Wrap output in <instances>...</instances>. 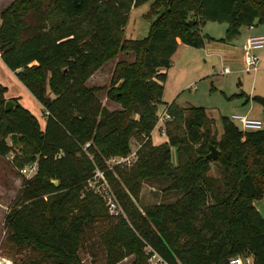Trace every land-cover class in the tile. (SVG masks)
<instances>
[{"label": "trees", "instance_id": "1", "mask_svg": "<svg viewBox=\"0 0 264 264\" xmlns=\"http://www.w3.org/2000/svg\"><path fill=\"white\" fill-rule=\"evenodd\" d=\"M148 1L144 15L154 17L147 35L125 37L132 7ZM0 18L1 57L47 116L42 127L18 98L6 110L8 87L0 82V157L13 153L20 167L39 165L6 215L12 248L52 264H84L83 239L97 225L107 264L129 256L131 264H149L152 251L165 264H229L237 255L264 264V217L253 204L264 198V126L243 131L221 116L218 136L204 107L171 101L166 111L183 130L167 128L159 144L151 139L178 44L198 48L212 40L201 32L206 20L226 22L220 41L231 42L242 27L264 24V0H14ZM123 52L134 57L117 61L109 87L88 85ZM104 90L119 109L102 103ZM246 96L261 105L264 120V95ZM13 133L20 148L7 141ZM132 139L139 143L134 158L110 168L108 160L132 152ZM211 145L215 159L206 158ZM97 167L124 215L110 214L88 187ZM161 179L179 197L140 209L142 183Z\"/></svg>", "mask_w": 264, "mask_h": 264}, {"label": "rangeland", "instance_id": "2", "mask_svg": "<svg viewBox=\"0 0 264 264\" xmlns=\"http://www.w3.org/2000/svg\"><path fill=\"white\" fill-rule=\"evenodd\" d=\"M14 0H0V14ZM149 3L145 2L136 7H132L130 11V19L125 25V37L141 38L147 35L150 22L148 19L153 18L144 15L149 10ZM1 22V18H0ZM257 21L254 23L256 24ZM227 27L226 22H216L206 20L201 25L202 34L213 37L212 45L215 53L210 51L208 55L207 49L189 48L190 52L180 49V53L173 57L171 65L167 70L166 80L164 82V90L161 97V103L158 105V121L153 132V144H159L167 140L166 129L174 128L178 132L183 130L180 120H161L159 117L164 116L166 106L171 101H175L181 107L202 106L206 109L207 115L216 124L219 133L221 132V116H231L232 114H245L246 110L251 107L250 116L263 119V110L260 104L256 102H246V95L259 94L264 95V48L256 50L260 58V69L257 73H247L244 71L242 53L240 44L242 39L234 42V45L227 47L220 39L224 37ZM254 35H264V24L258 23ZM213 49V48H211ZM218 51V52H216ZM133 53H120L105 63L100 71L92 78L89 83L98 86H110L111 76L116 62L119 59L132 60ZM224 67H229V73H222ZM0 82L10 87L9 94L18 95L21 104L28 107L39 119L41 126L44 127L47 116L43 105L31 93V91L19 79L16 72L8 68L0 58ZM241 92L242 95H239ZM12 96L8 97L11 98ZM99 98L104 104L115 106L113 100L108 99L107 90L99 93ZM104 104V105H105ZM233 122L239 126L238 122ZM152 139V138H151ZM8 143L12 145L11 138L8 137ZM139 143L132 139V152L128 155L130 160L134 158V154ZM174 150L172 149V159L175 160ZM14 154L10 153L0 157V264H13L14 260L24 264H52L48 260H41V255L31 251L30 249L16 250L8 243V228L6 226V215L12 206L14 199L22 186L24 178H29L22 170L23 167L18 166L14 162ZM120 160L110 159L107 164L113 168ZM212 174L217 173V169L213 167ZM168 181L147 180L142 183L140 196L137 199V205L142 209L144 206L156 203L174 202L179 193L175 191H165ZM264 199V198H261ZM99 227L95 225L86 233L83 239V247L80 256L84 264H107L106 251L103 242L98 236ZM132 256L123 259L119 264H131ZM152 264H159L156 259L152 260Z\"/></svg>", "mask_w": 264, "mask_h": 264}, {"label": "built area", "instance_id": "3", "mask_svg": "<svg viewBox=\"0 0 264 264\" xmlns=\"http://www.w3.org/2000/svg\"><path fill=\"white\" fill-rule=\"evenodd\" d=\"M254 24L249 25L252 28ZM264 48V35H249L241 44V53L243 60L244 71L247 73L255 74L259 70L260 58L256 53V50ZM229 67H224L222 73H229ZM171 116L167 113L166 109L164 111V116L159 117V119L169 120ZM229 118L233 121H237L239 128L243 131L247 130H259L264 126V120L259 118L249 117L246 114H232ZM114 157L112 159H116ZM130 160L129 157L120 158L119 162ZM38 162L35 161L29 165H26L22 170L26 175L32 177L36 174L38 170ZM88 187L98 194L104 201L108 212L112 215H124V209L122 204L115 193L106 171L97 167L93 173V176L88 180ZM149 251H151L149 249ZM156 259L159 264H165L160 256L152 251L149 257V264H152V260ZM251 262L250 258H244L240 255L231 257L228 260L229 264H249Z\"/></svg>", "mask_w": 264, "mask_h": 264}, {"label": "crops", "instance_id": "4", "mask_svg": "<svg viewBox=\"0 0 264 264\" xmlns=\"http://www.w3.org/2000/svg\"><path fill=\"white\" fill-rule=\"evenodd\" d=\"M150 4V3H149ZM132 10V9H131ZM129 19H130V16H129ZM257 24H254V26L252 27V28H250L249 26H244V27H242L241 29H240V33H239V35L238 36H236L231 42H228V43H226V42H222L223 44H225L227 47H231V46H233L234 45V42H236V41H238V39H242V42L245 40V38L246 37H248L249 35H254L255 33V31H256V28H255V26H256ZM149 30V29H148ZM213 38V37H212ZM213 41H215V40H206L205 41V43H204V45L202 46V47H192V46H189V45H186V44H183V43H179L178 44V47H177V50L175 51V53L172 55V58L173 57H175V56H177L179 53H180V49H181V51L182 50H184V51H188V52H190V50H189V48L191 47V48H194V49H200V48H204L205 50L207 49V52H208V55H210V51H213L212 53H215V49L216 48H214V46H212V45H216V44H212L213 43ZM242 42H241V44H242ZM241 44H240V50H241ZM211 48H213V49H211ZM216 52H218V51H216ZM0 58L2 59V57H1V54H0ZM2 61H3V59H2ZM4 62V61H3ZM117 63V62H116ZM6 65V64H5ZM116 65V64H115ZM7 66V65H6ZM103 67V66H102ZM102 67L100 68V69H98L90 78H89V80H88V82H90L91 80H92V78L96 75V73L98 72V71H100L101 69H102ZM115 67V66H114ZM259 69H260V67H259ZM259 71V70H258ZM257 73V72H256ZM3 83V82H2ZM3 84H5V83H3ZM88 85L89 86H91L89 83H88ZM92 86H94V85H92ZM9 92H10V87H8V91H7V93H6V97H7V99H9L8 97H10V96H12L11 98H18V100H19V102L21 103L22 101H21V99H19V97H17L18 95H14V94H9ZM254 94H249L248 95V98H251V96H253ZM248 101H250L251 102V99H247V96H246V102H248ZM113 103H114V105L115 106H109L108 104H105L109 109H111V110H116V109H119L120 107H121V105L119 104V103H117V102H115V101H112ZM258 104V103H257ZM180 106V105H179ZM44 108V107H43ZM45 112V111H44ZM252 113V109H251V107L250 108H248L247 110H246V115H248L249 117H253V116H250V114ZM45 114H46V112H45ZM253 118H256V117H253ZM154 130H155V128L153 129V131L151 132V138H152V140H153V132H154ZM253 204H254V206L257 208V210L262 214V216L264 217V199H255L254 201H253Z\"/></svg>", "mask_w": 264, "mask_h": 264}, {"label": "water", "instance_id": "5", "mask_svg": "<svg viewBox=\"0 0 264 264\" xmlns=\"http://www.w3.org/2000/svg\"><path fill=\"white\" fill-rule=\"evenodd\" d=\"M19 103L17 102V100H15L14 98H9L6 100V103H5V109L6 110H11L12 108L18 106ZM11 142H12V145L15 147V148H20L21 147V141L19 139V135L17 133H13L11 136ZM218 155V150L216 149L215 146L211 145L210 146V152L206 155V158L207 159H215ZM55 184L58 183L57 180L54 181Z\"/></svg>", "mask_w": 264, "mask_h": 264}]
</instances>
